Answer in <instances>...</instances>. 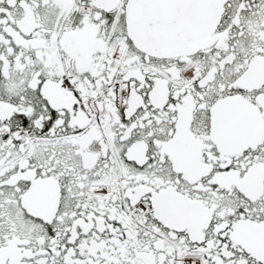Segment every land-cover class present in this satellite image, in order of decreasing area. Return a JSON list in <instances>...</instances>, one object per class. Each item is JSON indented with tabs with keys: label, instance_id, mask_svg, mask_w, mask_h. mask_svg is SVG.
I'll use <instances>...</instances> for the list:
<instances>
[{
	"label": "snow or ice",
	"instance_id": "1",
	"mask_svg": "<svg viewBox=\"0 0 264 264\" xmlns=\"http://www.w3.org/2000/svg\"><path fill=\"white\" fill-rule=\"evenodd\" d=\"M0 264H264V0H0Z\"/></svg>",
	"mask_w": 264,
	"mask_h": 264
}]
</instances>
